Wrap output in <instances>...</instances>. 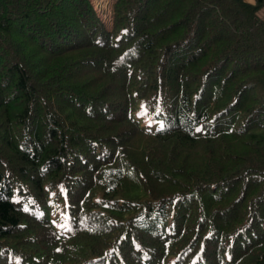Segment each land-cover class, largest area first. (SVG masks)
<instances>
[{
	"label": "trees",
	"instance_id": "16d2710c",
	"mask_svg": "<svg viewBox=\"0 0 264 264\" xmlns=\"http://www.w3.org/2000/svg\"><path fill=\"white\" fill-rule=\"evenodd\" d=\"M0 0V264H264V0Z\"/></svg>",
	"mask_w": 264,
	"mask_h": 264
},
{
	"label": "rangeland",
	"instance_id": "374dc122",
	"mask_svg": "<svg viewBox=\"0 0 264 264\" xmlns=\"http://www.w3.org/2000/svg\"><path fill=\"white\" fill-rule=\"evenodd\" d=\"M99 17L107 27L111 25L112 0H91Z\"/></svg>",
	"mask_w": 264,
	"mask_h": 264
},
{
	"label": "crops",
	"instance_id": "0c3cea01",
	"mask_svg": "<svg viewBox=\"0 0 264 264\" xmlns=\"http://www.w3.org/2000/svg\"><path fill=\"white\" fill-rule=\"evenodd\" d=\"M258 14L260 15V17L264 18V5L259 8Z\"/></svg>",
	"mask_w": 264,
	"mask_h": 264
}]
</instances>
